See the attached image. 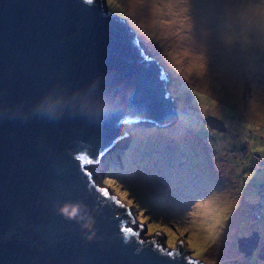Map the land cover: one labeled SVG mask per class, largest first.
I'll return each instance as SVG.
<instances>
[{
	"label": "water",
	"instance_id": "water-1",
	"mask_svg": "<svg viewBox=\"0 0 264 264\" xmlns=\"http://www.w3.org/2000/svg\"><path fill=\"white\" fill-rule=\"evenodd\" d=\"M168 82L135 30L102 0H0V264H189L182 238L177 257L161 244L164 232L142 234L135 207L91 172L134 119L177 118ZM204 122L225 130L213 115ZM65 203L81 205L92 229L63 216ZM259 238L258 231L238 237V250L253 255Z\"/></svg>",
	"mask_w": 264,
	"mask_h": 264
},
{
	"label": "rangeland",
	"instance_id": "rangeland-1",
	"mask_svg": "<svg viewBox=\"0 0 264 264\" xmlns=\"http://www.w3.org/2000/svg\"><path fill=\"white\" fill-rule=\"evenodd\" d=\"M103 1L168 72L178 116L134 125L94 180H113L139 222L143 210L146 228L171 229L191 255L195 233L209 264H264V0ZM252 231L261 246L244 257L237 238Z\"/></svg>",
	"mask_w": 264,
	"mask_h": 264
},
{
	"label": "snow or ice",
	"instance_id": "snow-or-ice-1",
	"mask_svg": "<svg viewBox=\"0 0 264 264\" xmlns=\"http://www.w3.org/2000/svg\"><path fill=\"white\" fill-rule=\"evenodd\" d=\"M186 54H187V53H186ZM197 67H199L201 70H203V69H204V64L201 63V64L197 65ZM189 70H190V69H189ZM79 159H83V157H80ZM85 163H86V164H91V163H93V161H92L91 159H89V160H86ZM86 175H88L89 178L91 177V174H90V173H87V172H86ZM109 181H110L109 186H111V183H114V181L111 180V179H109ZM98 190H99V192H100L101 194H103L104 197H109V196H110L109 191H108L107 188L100 187ZM123 193H124V197H126V196L128 195L127 192H123ZM110 198H111V200H113L117 205H119V206H121V207H124V205L122 204V201H121L120 199H117L116 196H111ZM127 203H128L129 206H131V205H133L134 201L131 200V199H129V200L127 201ZM126 214H127L129 217L132 216L131 208H127V209H126ZM141 217H142V218H141V221H140V224L138 225V227H139L140 231H143V228H144V221L148 219V217L143 216V210L141 211ZM126 231H128V232H132V228H128V229H126ZM147 231H148L150 234H152V233H157V232H159V231H162V232H164V233H167V236H168V240H167L168 247L171 248V249H176V253H175V255H176L177 257H179V256L182 255V253H181V251H180V249L182 248V242H179V243H178L177 238H176V236H175V233L172 232L171 229H169V228H163V229H161L159 225H156V224H148V225H147ZM180 235L183 236V235H184V232H181ZM211 235H212V233H211V231H209V237H211ZM195 236H196V234L193 233L192 235L189 236V238H188V240H187V244H188L189 248L193 250V251H192V258L189 260V264H194V260H195V258L199 257V256H200V255L206 250V246L202 247V246H200L197 242H195V239H194ZM167 255H168L169 257H173L174 253H173L172 251H169V252L167 253ZM185 258L187 259V257H185Z\"/></svg>",
	"mask_w": 264,
	"mask_h": 264
},
{
	"label": "clouds",
	"instance_id": "clouds-1",
	"mask_svg": "<svg viewBox=\"0 0 264 264\" xmlns=\"http://www.w3.org/2000/svg\"><path fill=\"white\" fill-rule=\"evenodd\" d=\"M103 1V0H102ZM105 10H107L106 8H105ZM109 11V10H108ZM111 12V11H110ZM115 14V13H114ZM117 15H119V14H117ZM122 18H124L122 15H120ZM125 19V18H124ZM126 20V19H125ZM127 22V21H126ZM127 24L128 25H130L129 24V22H127ZM131 26V25H130ZM132 27V26H131ZM133 29H134V27H132ZM135 30V29H134ZM136 32V31H135ZM136 34H137V32H136ZM137 36H138V34H137ZM138 40H139V42H140V45H141V41H140V39H139V37H138ZM141 47H142V45H141ZM143 49V48H142ZM144 50V49H143ZM145 52V51H144ZM146 53V52H145ZM146 54H148V53H146ZM149 55V54H148ZM153 57V56H152ZM159 62V61H158ZM162 65V64H161ZM164 67V66H163ZM165 69V68H164ZM166 71V70H165ZM167 72V71H166ZM167 74H168V72H167ZM168 77H169V75H168ZM169 90V89H168ZM170 91V90H169ZM171 93V92H170ZM172 95V94H171ZM175 100V99H174ZM176 110V109H175ZM46 111V114H48L49 116H54L56 113H55V111H54V109H51V108H48V109H46L45 110ZM177 113V116H178V112H176ZM178 120V119H177ZM140 124H145L140 118H137V119H134V124H132V126H130L129 127V129H128V131L134 126V125H140ZM129 138V132H128V136H126V139H128ZM117 146V145H116ZM115 146V147H116ZM115 147L113 148V150L112 151H110L109 152V154H107L106 156H103V157H99V158H97L94 162V164H92V166H91V172L93 171V168L94 167H96L97 165H98V163L99 162H102L103 164L101 165V166H99V168H102L105 164H106V160H107V158H109L110 156H111V154H114L115 152H116V149H115ZM94 172V171H93ZM92 172V173H93ZM94 174V173H93ZM121 195H123V193H121ZM59 212L63 215V216H65L66 218H69V219H72V218H75V219H77V220H80V221H82L83 223H84V226L86 227V229H89V230H91L92 229V224L94 223V221L92 220V217L90 216V215H88L86 212H83L82 211V206L81 205H79V204H67V203H65V204H63L62 206H60V208H59ZM136 225L138 224H140V222L138 221V218L136 219V223H135ZM137 225V226H138ZM147 229V228H146ZM95 235V232L94 231H90V233H89V235L87 236V239L88 240H91L92 238H93V236ZM165 236V235H164ZM164 242H165V239H164ZM166 244V243H165ZM168 246V245H167ZM260 246H261V244H260ZM260 249V248H259ZM258 249V250H259ZM258 250L255 252V254L258 252ZM239 251V250H238ZM240 252V251H239ZM241 253V252H240ZM243 256H244V254L243 253H241ZM245 257V256H244ZM201 259V258H200ZM203 260V259H202ZM204 261V260H203ZM206 263H208V262H206ZM209 264V263H208Z\"/></svg>",
	"mask_w": 264,
	"mask_h": 264
},
{
	"label": "bare ground",
	"instance_id": "bare-ground-1",
	"mask_svg": "<svg viewBox=\"0 0 264 264\" xmlns=\"http://www.w3.org/2000/svg\"><path fill=\"white\" fill-rule=\"evenodd\" d=\"M125 131H126V130H125ZM126 132H127V131H126ZM99 163H100V162H99ZM99 163H98V165H99ZM102 164H103V163L101 162V165H102ZM98 165H97V166H98Z\"/></svg>",
	"mask_w": 264,
	"mask_h": 264
}]
</instances>
